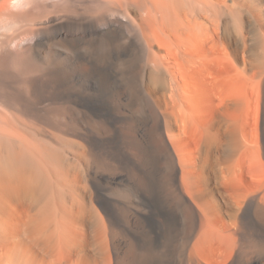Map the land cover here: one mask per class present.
<instances>
[{"label": "bare ground", "instance_id": "1", "mask_svg": "<svg viewBox=\"0 0 264 264\" xmlns=\"http://www.w3.org/2000/svg\"><path fill=\"white\" fill-rule=\"evenodd\" d=\"M0 264H264V0H0Z\"/></svg>", "mask_w": 264, "mask_h": 264}, {"label": "rangeland", "instance_id": "2", "mask_svg": "<svg viewBox=\"0 0 264 264\" xmlns=\"http://www.w3.org/2000/svg\"><path fill=\"white\" fill-rule=\"evenodd\" d=\"M80 152H81V149L78 146H74L73 148H71L69 153L71 157H77L79 156L78 154H80Z\"/></svg>", "mask_w": 264, "mask_h": 264}]
</instances>
